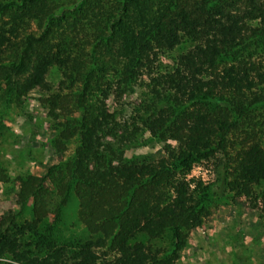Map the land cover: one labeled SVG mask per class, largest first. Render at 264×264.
Returning <instances> with one entry per match:
<instances>
[{"label": "trees", "instance_id": "1", "mask_svg": "<svg viewBox=\"0 0 264 264\" xmlns=\"http://www.w3.org/2000/svg\"><path fill=\"white\" fill-rule=\"evenodd\" d=\"M13 8H39L40 29L0 27V82L15 100L39 88L57 143L77 140L60 166L18 177V198L37 202L59 171L53 219L74 192L88 237L41 250L40 233L32 251L20 241L32 225L3 215L0 258L10 262L0 264H173L212 194L260 200L264 218V0L0 1V13ZM52 67L63 76L55 90ZM131 95L128 112L129 101L107 111L109 97ZM143 134L163 156L133 164L123 150ZM203 160L212 183L187 177Z\"/></svg>", "mask_w": 264, "mask_h": 264}, {"label": "rangeland", "instance_id": "2", "mask_svg": "<svg viewBox=\"0 0 264 264\" xmlns=\"http://www.w3.org/2000/svg\"><path fill=\"white\" fill-rule=\"evenodd\" d=\"M38 11L39 8L32 11L25 8L21 12L15 8L2 11L0 27L6 31L15 24L18 36L23 31H37L40 29L36 19ZM157 61L166 68L171 64L168 54L159 55ZM47 79L55 90L59 88L63 76L60 70L52 67ZM76 87L78 83L73 90ZM6 91V85L0 82V217L13 216L17 226L32 225L25 229L20 240L21 247L32 251L37 250L35 243L40 233L44 234L41 250L51 242L60 245L85 240L88 233L79 219V202L74 192L69 194L62 206L60 218L53 219V205L67 179L57 171L59 168H56L53 183L50 180L43 182L42 195L37 202L29 197L21 203L18 198V177L27 175L38 179L49 167L60 166L74 152L76 138L57 143L58 130L48 116V106H43L38 100L43 94L39 88L30 90L20 100L12 99ZM75 95L74 90L70 95L71 101ZM134 98L135 95L124 96L114 101L109 97L105 101L107 111L111 113L114 107L129 101L130 106L124 107L128 112L134 105ZM8 100L11 102L8 103ZM76 115L73 113V116ZM162 156V144L148 134H143L136 145L123 150V157L133 164L154 162ZM187 177L212 183L213 161L194 163ZM260 203V200L253 202L245 196L235 198L228 193L210 195V214L200 226L185 231L184 247L173 264H264V218L260 215ZM0 261L10 262L8 258H0Z\"/></svg>", "mask_w": 264, "mask_h": 264}]
</instances>
